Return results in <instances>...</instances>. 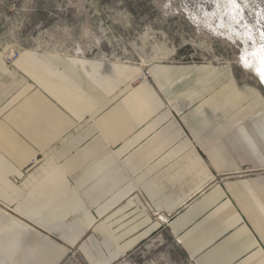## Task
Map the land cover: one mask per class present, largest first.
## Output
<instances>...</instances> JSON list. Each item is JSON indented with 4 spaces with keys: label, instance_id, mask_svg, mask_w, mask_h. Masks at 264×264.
I'll return each mask as SVG.
<instances>
[{
    "label": "crops",
    "instance_id": "crops-1",
    "mask_svg": "<svg viewBox=\"0 0 264 264\" xmlns=\"http://www.w3.org/2000/svg\"><path fill=\"white\" fill-rule=\"evenodd\" d=\"M149 73L0 57V264H60L71 246L116 264L165 235L193 264H264L263 92L228 66Z\"/></svg>",
    "mask_w": 264,
    "mask_h": 264
},
{
    "label": "rangeland",
    "instance_id": "rangeland-1",
    "mask_svg": "<svg viewBox=\"0 0 264 264\" xmlns=\"http://www.w3.org/2000/svg\"><path fill=\"white\" fill-rule=\"evenodd\" d=\"M28 49L136 65L134 86L151 81V64L171 62L228 66L261 89L253 55L264 58V0H0V57L12 67ZM66 248L60 264H86ZM116 264L193 262L165 235Z\"/></svg>",
    "mask_w": 264,
    "mask_h": 264
},
{
    "label": "bare ground",
    "instance_id": "bare-ground-1",
    "mask_svg": "<svg viewBox=\"0 0 264 264\" xmlns=\"http://www.w3.org/2000/svg\"><path fill=\"white\" fill-rule=\"evenodd\" d=\"M253 56L255 57L254 60L257 63V66H258V68H257L258 71L256 70L257 76H258V78H261L262 82H263V85H262V83L259 81V84L261 83L260 88L263 89V91H264V58H257L255 55H253ZM245 81L247 82L246 79H245Z\"/></svg>",
    "mask_w": 264,
    "mask_h": 264
},
{
    "label": "built area",
    "instance_id": "built-area-1",
    "mask_svg": "<svg viewBox=\"0 0 264 264\" xmlns=\"http://www.w3.org/2000/svg\"><path fill=\"white\" fill-rule=\"evenodd\" d=\"M12 56V55H11ZM13 57V56H12ZM258 80L262 83V85H263V82H262V79L261 78H258Z\"/></svg>",
    "mask_w": 264,
    "mask_h": 264
}]
</instances>
